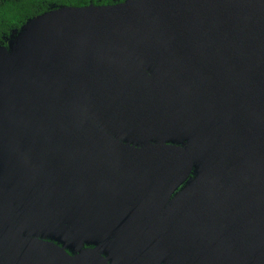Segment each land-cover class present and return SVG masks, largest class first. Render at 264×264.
Segmentation results:
<instances>
[{"label":"flooded vegetation","instance_id":"1","mask_svg":"<svg viewBox=\"0 0 264 264\" xmlns=\"http://www.w3.org/2000/svg\"><path fill=\"white\" fill-rule=\"evenodd\" d=\"M150 49L79 52L69 58L74 68H62L66 90L44 98L46 116L42 109L34 112L36 122L43 120L44 137L37 130L16 138V155L0 180V264H223L219 252L234 212L228 202L206 208L196 198L197 160L207 154L198 138L229 145L226 92L208 85L210 101L191 102L197 83L180 82L181 75L161 78L167 73ZM99 61L121 62L119 68L134 76L91 73L82 91L84 109L71 110L77 63ZM175 97L191 117L183 116ZM192 119L202 135L191 129ZM260 121L245 104L237 146H229L244 155L249 172L264 149ZM167 148L188 152L189 173L176 188H150L172 176L178 180L183 156ZM8 153L9 145L0 149V169ZM240 214L242 209L236 218Z\"/></svg>","mask_w":264,"mask_h":264},{"label":"water","instance_id":"2","mask_svg":"<svg viewBox=\"0 0 264 264\" xmlns=\"http://www.w3.org/2000/svg\"><path fill=\"white\" fill-rule=\"evenodd\" d=\"M15 32L8 48L0 47L1 151L9 145L0 180L16 155V138H27L37 130L35 135L44 137L39 130L43 120L36 122L34 112L42 109L41 117L46 116L44 98L51 91L66 90L67 79H62L61 74L65 65L74 68L71 56L100 48L143 50L149 46L167 73L161 78L181 75L180 82L197 83L188 97L191 102L203 97L210 101L208 85L226 92L229 145L223 149L216 142L205 144V137L198 138L199 144L207 147V154L201 157L203 160H197L201 168L196 201L206 203V208H212L210 204L215 201L228 202L229 211L234 212L229 222L233 227L219 252L223 264H264V149L256 155L253 172H249L238 149H229L230 145L237 146L236 125L245 104L250 105L264 125V0H123L112 5L61 6L30 19L17 35ZM77 66L79 73L70 85L73 94H77L71 110L84 109L82 91L91 73L134 76L121 70L118 61L84 62ZM100 81L113 83L111 79ZM173 99L183 116L191 117L181 101ZM189 123L197 136L202 135L196 120ZM31 124L37 126L31 128ZM165 151L183 156L176 172L178 180L172 176L150 188L172 184L176 188L189 173L188 152L179 148ZM11 198L12 194L9 201ZM4 201L8 205L5 198ZM241 209L242 214L236 218V211Z\"/></svg>","mask_w":264,"mask_h":264},{"label":"trees","instance_id":"3","mask_svg":"<svg viewBox=\"0 0 264 264\" xmlns=\"http://www.w3.org/2000/svg\"><path fill=\"white\" fill-rule=\"evenodd\" d=\"M122 0H0V47L8 48L13 31L22 30L27 21L61 6L116 4Z\"/></svg>","mask_w":264,"mask_h":264}]
</instances>
